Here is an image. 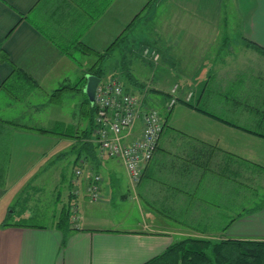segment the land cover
<instances>
[{"label": "crops", "instance_id": "obj_1", "mask_svg": "<svg viewBox=\"0 0 264 264\" xmlns=\"http://www.w3.org/2000/svg\"><path fill=\"white\" fill-rule=\"evenodd\" d=\"M157 1L174 10L173 17L170 13L158 17L161 21L163 19L165 27L161 35H166L168 40L167 46L164 43L160 46L170 52L171 63L166 53H163L164 58L171 65L176 63L180 67L177 83L170 85L174 82L173 71L165 68L158 76L151 75L150 84H155L152 89L135 75L142 77L145 69L136 72L125 54L119 55L116 62L117 73H123L126 79L124 90L140 97L144 107L157 104L155 95L148 99L150 90L164 97L161 101L163 115L158 111L164 126L157 148L144 166L140 182L136 186L129 185L127 192L121 195L125 201L132 196L140 218L133 222L124 218L125 221L115 227L99 216H90L86 223L78 225L80 219L75 216L77 222L63 240L61 231L55 227L60 210L54 211L50 224L46 226L9 222L12 212L10 209L9 213L8 209L12 208L16 192L11 196L12 189L4 180L0 187V264H143L161 254L173 242L187 237L214 241L226 238L264 241V194L256 201L250 200L252 191L253 195L264 191V185L259 186L257 181L264 179V172L252 165L264 169V138L205 114H214L227 122L264 134V125L261 130L256 116L258 110L264 109V96L261 101L259 96L260 88L264 95V87L255 86L260 75L242 67L232 66L229 71L218 68L215 57H220V51H232L227 42L219 46L212 59L203 55L210 50L212 42L195 43L188 39L182 51H178L186 35L184 21L187 19V23L199 22V25L210 28L208 35L212 40L218 28L221 3L225 0H113L91 27L84 30L62 20L72 9L81 11L75 3L69 2V8L65 5L66 0H0V112L6 107H18L17 102H9L11 92L3 87L11 80L13 68L21 69L33 80L32 85L29 82L18 85L19 90H27L19 116L0 120L19 125L6 126L8 131L15 134L24 131L34 139H50L49 135L55 134L39 130H55L58 125L64 130H80L81 139L77 135L71 140L60 139L58 142L70 141L74 145L89 142L95 146L91 137L87 140L84 134L90 129L89 121L94 117L92 103L83 93L84 85L72 86L83 75L91 74L88 70L97 61H91V57L98 58L99 54L111 50L115 52L119 47L129 52L122 49L121 40L111 46L129 30L146 6ZM236 1L242 8L239 13L243 20L241 33L264 48V0ZM62 11L64 14H58ZM72 34L80 36L82 46L89 49L88 52H78L80 57L76 61L73 58L77 49L69 43L73 40ZM189 36H193L191 31L187 38ZM68 46L67 52L73 58L62 51ZM187 67H192L193 71H187ZM126 68L130 75H127ZM105 74L103 77L107 80L118 75L116 69ZM61 85L69 87L56 92ZM174 88L175 92L178 90L176 95L172 93ZM69 92L76 102L69 103L65 112L71 111L74 115V110L79 109L81 118L77 123L73 117L70 121L59 117L63 112L59 105L49 106L51 116L38 120V124L49 127L36 126L37 121L36 127L22 123L27 114L40 115L45 107L30 101L42 98L48 104V99ZM188 96L191 97L189 100ZM172 98L176 102L168 108ZM250 116L255 118L254 123L247 121ZM141 129L139 119L126 135L125 142L138 138ZM12 137L9 134V138ZM96 150L93 155L82 153L80 156L82 174L76 178L79 180L76 189L77 185L86 187L91 175L98 174L100 193L108 194L106 185L110 187L118 182L115 165L120 164L125 174L126 171L119 161L100 158ZM103 159L108 172L107 182L100 171ZM251 171H255L254 177ZM73 192L69 191L67 203L69 200L74 203L72 211L75 214L78 202ZM58 198L59 193L55 196L56 200ZM103 200L101 203L105 208L100 211L110 210L107 201ZM239 214L240 217H236ZM7 215L9 220L3 226Z\"/></svg>", "mask_w": 264, "mask_h": 264}, {"label": "rangeland", "instance_id": "obj_2", "mask_svg": "<svg viewBox=\"0 0 264 264\" xmlns=\"http://www.w3.org/2000/svg\"><path fill=\"white\" fill-rule=\"evenodd\" d=\"M239 5V2L236 0H225L221 3L217 25L218 28L216 30L217 32L213 34L212 40H210V35H208L210 28L199 25V22L187 23L188 19L185 20L186 35L181 45H179L178 51L183 48L185 43H188V39L195 43L212 42L209 45L210 50H207L208 52L205 51L203 54L205 57L207 56V58L212 59L217 54L219 46L227 42V44H230L232 51H220V57H215L218 68L229 71L230 67L232 66L242 67L243 70L245 69L248 72L250 71L251 73H254V75L259 73L258 75H260V81L256 80L255 83L258 84L255 86L264 87V56L253 48L247 46L242 40V38H247L245 35H243V33H241L243 20L239 14L242 10ZM148 13L150 14L149 17L147 16L149 15ZM164 13H170V16H174V10L172 8L170 10L164 3L158 2L151 6H146L144 11L139 14L135 21H133L129 30L123 35L125 42L124 45H122V49L125 48L129 52L121 50L120 47L116 49L115 52L111 50L110 56L103 66L104 73L107 74L109 70L112 71V69H116V74L118 75L114 76V78L119 80L122 86L125 87L127 85L126 79L123 73H117L119 70H117L116 63L119 60V55L125 54L124 56L129 60L132 65L131 67L134 68L136 72L141 71V69H145L146 72H142V77H139L137 74L135 75L140 81L147 83L148 86H151L152 89L155 87V84L154 82L150 84L152 79L151 75L156 74V76H158V74H160L165 68L173 71L172 79L174 82H171L170 85L177 83L176 79L177 75L179 76L178 72L180 67H178L176 63L174 65L170 64L171 58L168 55L170 52L164 51L160 46L161 43H164L166 46L168 43V40H166V35H161L165 28L164 22H162L163 19L161 21V19L158 17ZM202 29L206 30L202 31ZM190 31L192 32L193 36H189L187 38V34ZM163 53H166V55L170 58V60L167 58L170 63L165 60V55ZM139 55L141 57H139ZM155 55H158L157 60H153ZM79 57V53L76 52L75 58L79 60ZM92 59L95 61L97 58L91 57L90 60L92 61ZM159 64H161L159 68H154V66H158ZM257 70H259V72ZM187 71H193V68L187 67ZM104 77L101 78L102 82L107 80V77ZM177 91L175 92V95L177 94ZM11 95L13 97L10 96L11 101L9 102H17L18 107H6L5 110L0 112V119H16L19 116V113L23 111L20 105L24 100V94L21 95L19 92L14 93L12 91ZM154 95L158 98L157 104H151L155 108L152 106L147 108L154 109L157 112L159 111L160 114L163 115V105L161 104V101L164 99V97L162 94H158L150 90L148 92V99H153ZM259 96L261 101L262 96H264L261 94V88ZM190 98L188 96L187 100ZM35 102L44 104L45 107L42 109V113L40 115L33 112L32 114H27V116L22 120V123H25L31 127H49V125L38 124V120H44V118L51 116L49 110L50 108L48 107H51L52 105L61 106L63 112L59 117L64 120L66 119L70 121V119L73 117L77 123L79 118H81L79 109L74 110V115L71 113V111L67 113L65 112L69 103L76 102V98L73 97L71 92L62 93L61 95H57L48 99V104L46 103L45 99L42 98L34 100V102L30 101L32 104H36ZM27 112H30V110ZM23 117L24 116H21V118ZM251 118L252 116L246 119L250 123H254L253 119L255 118ZM35 121H37L36 126ZM23 132L24 131H21V133L15 134L12 131H9L10 137L11 135H13V137L9 138L10 142L8 143L6 165L4 166L6 177L5 180L8 182L7 187L12 189V191H10L11 196L16 192V196L11 202L12 217L10 218L9 222L46 226L50 224L54 211H59L63 206L66 205L69 191L73 192L77 189V196L75 198H77L78 210L75 212V214L71 212V221H73L75 216L78 217V219H80L78 220V225L86 223L90 216H99L100 219L106 220L109 222V224H112L115 227H117L120 222L125 221V219H128L129 222H133V220L140 218L137 213L135 202L132 200V196L129 195V198L126 201L121 196L127 192L130 183L120 164L115 165L116 169L118 170V182L110 187L106 185L109 193H100V202H92L85 194V187L77 185L76 189V184L79 180L75 178L74 171L75 169H79L82 174V164L80 161L77 162V165L74 164V159L76 156V150H73L76 148L74 147V142H58L60 139L71 140V137L65 138V136L61 137L59 135H49L50 139H46V137L42 139H34L32 135ZM60 132L62 133L63 130H60ZM64 132L66 134H72L71 131ZM81 134L82 132L78 130L77 135H79L80 139ZM78 145L79 144L76 146ZM96 152L99 156L98 150H96ZM99 157L101 158L102 156ZM103 158H105V160L107 159V157ZM105 160H102L103 162L100 171L102 173L104 182H107L108 172L105 169ZM74 165L78 167L75 168ZM259 179L260 180H257L259 181V186H263L264 179ZM255 187L257 188L258 185ZM57 193H59L58 200L55 199ZM263 194V190L258 191V194L256 195H253L252 191L250 194V200L256 201V198L263 196ZM103 199L107 201V207L110 210L100 211L101 208H105V206L101 203L104 201ZM124 227H127V225H124Z\"/></svg>", "mask_w": 264, "mask_h": 264}, {"label": "trees", "instance_id": "obj_3", "mask_svg": "<svg viewBox=\"0 0 264 264\" xmlns=\"http://www.w3.org/2000/svg\"><path fill=\"white\" fill-rule=\"evenodd\" d=\"M113 0H66L65 5L68 7L71 6L69 2L75 3L77 6L81 8V11H77L76 9H72L70 14H67L62 20L67 25L69 24H75L77 28L88 29L91 27L93 22L103 14V12L109 7V5L112 3ZM63 2V1H62ZM70 8V7H69ZM62 8L59 9L61 11ZM58 12V14L63 13ZM64 14V13H63ZM63 16V15H62ZM61 16V17H62ZM139 16V15H138ZM137 16V17H138ZM124 35V34H123ZM123 35L116 40L111 46V48L121 40V44L124 45ZM73 40L70 43L74 47V49H77V52H88L89 49L82 46L80 42V36L72 34ZM243 42L256 50L258 53L264 56V48L261 46L255 44L254 42H251L245 38H242ZM68 48H62V51L65 53H68ZM69 56L73 58V55L68 53ZM110 52H105L98 55L97 61L95 64L89 68V72L100 79L105 74L103 71L104 62L109 58ZM7 59V57H4ZM74 61H76V58H73ZM126 71L128 72L129 69L126 68ZM12 78L9 81H6L4 86L5 88H8V90L12 93L19 92L21 95L25 94L27 91H21L18 88V85H25L27 82L30 83V85L33 84L32 78L26 74L24 71L18 68H13V74ZM127 75H130L129 72ZM85 83V75H83L79 81L72 86L73 88H76V86L80 85L81 87ZM69 86L67 85H61L56 92H61L65 88ZM71 87V86H70ZM72 88V89H73ZM86 100V99H85ZM87 102V100H86ZM264 105V101H263ZM94 112L91 110V113ZM205 113V112H204ZM209 115L210 117L216 118L220 121H223L225 123H228L229 125H232L234 127L240 128L246 132L252 133L254 135L260 136L264 138V134L261 132L256 131H250L249 129L242 128L240 126H237L233 123L227 122L223 119H220L219 117L215 116L211 113H205ZM258 117V123L260 125V129L262 130V126L264 125V109H260L257 112ZM257 120V119H256ZM90 129L84 131V134L87 138L91 137V132L94 128V117L90 119ZM6 126H19L15 122H8V121H2L0 120V187L4 185L5 180V168L6 165V156H7V149H8V143H9V131ZM60 130L63 132L61 133ZM42 133H51L59 136H67V137H77L76 129L73 130H64L62 129V126L58 125L55 130H39ZM64 131H71L72 134H66ZM75 134V135H73ZM77 144L74 145L73 150H76V156L75 163H77L80 159V156L82 153H90L93 155L95 150L97 149L96 146L92 145L89 142H81L78 146ZM257 169H260V171L264 172V169L255 165ZM255 171H251V176L254 177ZM75 176V175H74ZM76 178V177H75ZM259 178V176H258ZM255 180V179H254ZM253 178H251V186ZM73 195H75L73 193ZM77 196V195H76ZM74 206V203H72L71 200L66 203L65 206H63L60 209L59 216L57 219V222L55 224V227L59 229L63 235V240L67 236V233L71 231L72 225L75 223L74 221H71V212L72 208ZM10 209H8V212H10ZM241 214L237 215L236 217H240ZM10 219V218H9ZM8 215L4 218L3 226L7 225L6 221L9 220ZM235 219V218H234ZM225 229V228H224ZM64 242V241H63ZM143 264H264V241L259 240H242V239H220V240H210L207 238H199V237H187L182 240L173 242L170 244L161 254L151 258L150 260L146 261Z\"/></svg>", "mask_w": 264, "mask_h": 264}, {"label": "built area", "instance_id": "obj_4", "mask_svg": "<svg viewBox=\"0 0 264 264\" xmlns=\"http://www.w3.org/2000/svg\"><path fill=\"white\" fill-rule=\"evenodd\" d=\"M158 55L153 57L157 60ZM176 88L172 90L174 93ZM176 102L172 98L168 103L171 108ZM94 128L91 132L93 142L99 156L119 161L127 174L131 186H136L142 177L144 166L151 160L158 139L163 130L160 114L154 109L143 106L142 99L124 90L119 80L114 77L98 84L94 100ZM141 120L142 129L138 138L125 142L137 120ZM75 177L81 176V171H74ZM100 176L93 174L86 185V195L92 202L100 199ZM77 195V191L73 192ZM75 210V208H74ZM73 221L76 223L77 219Z\"/></svg>", "mask_w": 264, "mask_h": 264}, {"label": "water", "instance_id": "obj_5", "mask_svg": "<svg viewBox=\"0 0 264 264\" xmlns=\"http://www.w3.org/2000/svg\"><path fill=\"white\" fill-rule=\"evenodd\" d=\"M101 79L93 74H87L85 76V84L83 93L87 97V100L92 103L94 100V94Z\"/></svg>", "mask_w": 264, "mask_h": 264}]
</instances>
